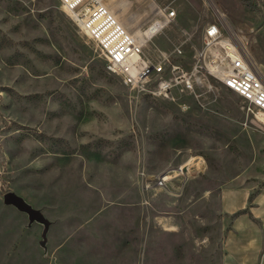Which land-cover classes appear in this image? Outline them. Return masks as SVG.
<instances>
[{
  "label": "rangeland",
  "instance_id": "obj_1",
  "mask_svg": "<svg viewBox=\"0 0 264 264\" xmlns=\"http://www.w3.org/2000/svg\"><path fill=\"white\" fill-rule=\"evenodd\" d=\"M103 2L143 31L155 6L177 11L152 58L182 46L190 68L219 23L264 74V0ZM213 84L138 93L59 0H0V264H223L221 191H264V129ZM182 166L183 179L157 184Z\"/></svg>",
  "mask_w": 264,
  "mask_h": 264
},
{
  "label": "built area",
  "instance_id": "obj_2",
  "mask_svg": "<svg viewBox=\"0 0 264 264\" xmlns=\"http://www.w3.org/2000/svg\"><path fill=\"white\" fill-rule=\"evenodd\" d=\"M74 25L96 46L107 71L138 93L155 99H173L175 93L192 94L198 89L214 90V82L236 93L248 116L264 129V74L249 51L225 36L219 23L206 29L202 49L196 50L190 68L182 63L183 47L160 51L157 58L146 54L147 44L172 25L177 11L158 6L149 34L138 36L128 30L103 0H59ZM177 59V61H173ZM194 166L203 167L198 161ZM186 166L169 169L157 184L167 187L185 177ZM189 167V170H193Z\"/></svg>",
  "mask_w": 264,
  "mask_h": 264
},
{
  "label": "crops",
  "instance_id": "obj_3",
  "mask_svg": "<svg viewBox=\"0 0 264 264\" xmlns=\"http://www.w3.org/2000/svg\"><path fill=\"white\" fill-rule=\"evenodd\" d=\"M229 185L221 191V215L230 220L223 241V264H264V191Z\"/></svg>",
  "mask_w": 264,
  "mask_h": 264
},
{
  "label": "bare ground",
  "instance_id": "obj_4",
  "mask_svg": "<svg viewBox=\"0 0 264 264\" xmlns=\"http://www.w3.org/2000/svg\"><path fill=\"white\" fill-rule=\"evenodd\" d=\"M106 5V4H105ZM120 5V7H121V9H122V11H123V8L125 7V5H123V3H120L119 4ZM118 5V6H119ZM107 6V5H106ZM109 7V6H108ZM110 8V7H109ZM110 10H111V8H110ZM112 11V10H111ZM157 11H158V6H155V9H154V11H151V13H153V15L155 14L156 15V13H157ZM113 12V11H112ZM114 13V12H113ZM115 14V13H114ZM119 13H116L115 15H116V17L118 18V20L120 19V20H122L121 18H120V15H118ZM119 20V21H120ZM121 22V21H120ZM123 22V21H122ZM121 22V23H122ZM124 23H126L124 26L129 30L130 28H133V29H137V32L136 33H134V34H136V35H138V36H141V35H145V34H149L150 32H153V29L152 30H150V29H147V30H145V31H143V30H141V29H139V27H138V25L136 24V25H134V26H130L131 24H132V22H130L131 24H128L127 22H125L124 21ZM134 32V31H133ZM163 31H161V33H162ZM161 33H159V34H161ZM152 41V40H151ZM150 41V42H151ZM149 42V43H150ZM148 43V44H149ZM147 44V45H148Z\"/></svg>",
  "mask_w": 264,
  "mask_h": 264
}]
</instances>
